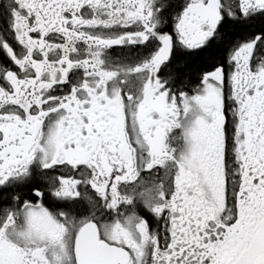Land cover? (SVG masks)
<instances>
[{
	"label": "snow or ice",
	"instance_id": "obj_1",
	"mask_svg": "<svg viewBox=\"0 0 264 264\" xmlns=\"http://www.w3.org/2000/svg\"><path fill=\"white\" fill-rule=\"evenodd\" d=\"M0 264H264V0H0Z\"/></svg>",
	"mask_w": 264,
	"mask_h": 264
}]
</instances>
